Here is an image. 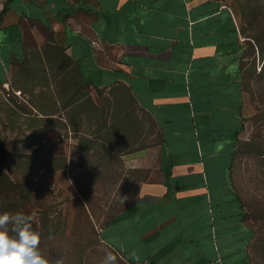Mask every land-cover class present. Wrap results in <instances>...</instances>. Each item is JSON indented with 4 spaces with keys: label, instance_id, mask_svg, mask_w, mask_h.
I'll return each instance as SVG.
<instances>
[{
    "label": "crops",
    "instance_id": "0c3cea01",
    "mask_svg": "<svg viewBox=\"0 0 264 264\" xmlns=\"http://www.w3.org/2000/svg\"><path fill=\"white\" fill-rule=\"evenodd\" d=\"M4 10L0 94L22 96L6 99L0 136L23 119L49 161L64 163L56 170L86 164L108 179L118 165L138 180L102 240L127 264L133 250L139 264H254L255 229L234 179L246 43L232 9L221 0H0Z\"/></svg>",
    "mask_w": 264,
    "mask_h": 264
},
{
    "label": "rangeland",
    "instance_id": "374dc122",
    "mask_svg": "<svg viewBox=\"0 0 264 264\" xmlns=\"http://www.w3.org/2000/svg\"><path fill=\"white\" fill-rule=\"evenodd\" d=\"M221 1L236 15L246 43L244 115L234 179L255 229L253 262L264 264V0ZM21 96L6 89L0 94V113H7L6 99L16 102ZM17 105L29 110L23 103ZM33 134L24 131L23 119L5 123L0 136V210L24 208L34 217L33 227L41 234L40 250L46 257H62L64 264H101L107 251L116 253L101 239V227L133 199L137 178L119 172L118 165L108 179L92 178L86 164L72 165V172L58 171L64 163L49 161L43 142ZM120 196L128 197L123 205ZM118 257L119 264H127Z\"/></svg>",
    "mask_w": 264,
    "mask_h": 264
},
{
    "label": "clouds",
    "instance_id": "9594fccd",
    "mask_svg": "<svg viewBox=\"0 0 264 264\" xmlns=\"http://www.w3.org/2000/svg\"><path fill=\"white\" fill-rule=\"evenodd\" d=\"M127 196H120L123 205ZM34 217L22 211L0 212V264H64L62 257H46L40 250L41 234L33 227ZM136 264L140 255L130 253ZM101 264H119L118 254L107 251Z\"/></svg>",
    "mask_w": 264,
    "mask_h": 264
},
{
    "label": "trees",
    "instance_id": "16d2710c",
    "mask_svg": "<svg viewBox=\"0 0 264 264\" xmlns=\"http://www.w3.org/2000/svg\"><path fill=\"white\" fill-rule=\"evenodd\" d=\"M6 10V9H5ZM5 10L4 11H2L1 13H0V18H1V16L3 15V13L5 12ZM241 32V31H240ZM256 39L258 38V37H255ZM259 40V39H258ZM21 163H26L25 161H22ZM0 173H3V169L1 168V165H0ZM3 175V174H2ZM0 197L2 198V195L0 194ZM18 197H23V195L22 196H18ZM18 199V198H17ZM5 200L7 201L8 200V197H6L5 198ZM3 211H8V209L7 208H3V209H1L0 210V212H3ZM21 211L22 212H24L25 213V211H24V208H21ZM102 239V238H101Z\"/></svg>",
    "mask_w": 264,
    "mask_h": 264
}]
</instances>
